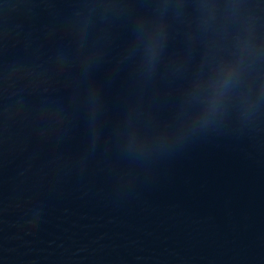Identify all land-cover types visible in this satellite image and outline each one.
Listing matches in <instances>:
<instances>
[{
    "label": "water",
    "instance_id": "95a60500",
    "mask_svg": "<svg viewBox=\"0 0 264 264\" xmlns=\"http://www.w3.org/2000/svg\"><path fill=\"white\" fill-rule=\"evenodd\" d=\"M0 264H264V0H0Z\"/></svg>",
    "mask_w": 264,
    "mask_h": 264
}]
</instances>
